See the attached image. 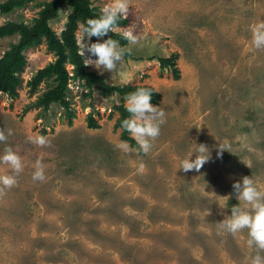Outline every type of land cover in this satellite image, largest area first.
<instances>
[{
    "label": "rangeland",
    "instance_id": "rangeland-1",
    "mask_svg": "<svg viewBox=\"0 0 264 264\" xmlns=\"http://www.w3.org/2000/svg\"><path fill=\"white\" fill-rule=\"evenodd\" d=\"M89 2L99 13L107 0ZM129 4L127 25L114 32L122 36L131 24L140 42L127 41L131 51L112 73L82 58L108 85L159 93L160 135L146 154L129 135L133 150L124 151L115 123L125 100L74 78L68 62L67 106L43 109L38 98L56 83L44 80L31 91L28 82L56 56L43 40L24 50L17 95L0 93V129L12 130L0 154L11 146L24 164L16 185L0 186V264H247L254 254L247 230L228 233L217 222L241 203L234 181L251 176L264 190V49L251 47L250 31L264 20V0ZM39 9L28 4L0 15V25H29ZM68 13L64 5L50 21L57 36ZM18 40L17 33L0 38V57ZM172 56L167 66L159 60ZM36 134L50 143H32ZM194 142L211 158L199 171L177 169ZM38 158L43 181L32 179ZM10 172L0 163V174Z\"/></svg>",
    "mask_w": 264,
    "mask_h": 264
},
{
    "label": "clouds",
    "instance_id": "clouds-1",
    "mask_svg": "<svg viewBox=\"0 0 264 264\" xmlns=\"http://www.w3.org/2000/svg\"><path fill=\"white\" fill-rule=\"evenodd\" d=\"M129 8V0H107L100 7L98 16L86 18L79 23L78 54L84 58L86 65H91L100 72L112 73L125 51H131L112 37L91 41L93 36L101 38L109 32L120 30L118 21L128 17ZM250 31L251 47L264 49V20L250 25ZM121 34L131 45H136L141 40V36L131 24L123 29ZM152 93V90L146 87H139L128 93L125 97V107L129 116L121 121V131L128 132L136 141L135 150L145 154L151 151L152 142L160 135L161 125L165 122L164 109L150 102ZM11 131L8 129L6 135L5 131L0 129V142L7 140ZM29 140L40 146L50 143L42 134L30 136ZM120 147L126 152L133 150L127 141L121 142ZM220 155L222 153L218 152L217 156ZM210 158L208 147L203 143H195V147L180 159L177 169L185 172L199 171ZM0 163L7 164L11 169L8 174H0V186L11 188L17 184V175L24 167L22 157L11 146H6L3 154H0ZM33 167L32 179L43 181L45 165L42 159L38 158ZM233 189L236 199L241 203L232 205L230 214L217 222L218 227L232 234L247 230V246L254 249V254L248 257L247 264H264V190H261L251 176H243L239 181H234Z\"/></svg>",
    "mask_w": 264,
    "mask_h": 264
},
{
    "label": "trees",
    "instance_id": "trees-1",
    "mask_svg": "<svg viewBox=\"0 0 264 264\" xmlns=\"http://www.w3.org/2000/svg\"><path fill=\"white\" fill-rule=\"evenodd\" d=\"M28 4H34L39 7L37 17L31 24L27 25L23 22L7 21L0 25V38L19 35V40L16 44L10 45L9 49L0 57V93H5L8 96H16L17 88L21 83L19 73H21L26 65V58L23 51L29 47L40 44L42 40L45 42L47 49L56 56L54 62L49 63L43 69L36 72L28 82L31 91H35L38 85L44 81L52 79L56 83L55 86L46 90L39 96L37 105L47 109L51 103H59L62 106H67L64 98L67 91V85L70 80V75L65 64L68 62L73 66V77L84 81L91 87L95 84L101 88L103 94H117L121 100H125L128 93L135 91L139 87H146L152 90V104H157L160 99V94L148 86L137 85H108L101 76L93 72L86 71L82 56L78 54V44L75 37V31L79 23L86 18L98 16L96 8L91 6L89 0H0V15H7L15 9L23 8ZM67 5L69 13L67 15L64 29L60 36H57L55 31L50 27V21L58 16L59 9ZM120 27L127 25V19L118 21ZM112 37L119 41L120 45H125L127 40L118 33L109 32L105 37ZM97 37H91V41H96ZM176 59V56L164 59L159 58L160 62L167 66L171 61ZM173 65V64H171ZM120 116L116 120V127L121 128V121L129 116L126 107L121 104L118 107ZM89 125L97 127L94 120L90 117ZM122 139L134 144V140L126 131L122 132Z\"/></svg>",
    "mask_w": 264,
    "mask_h": 264
}]
</instances>
